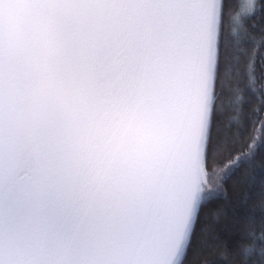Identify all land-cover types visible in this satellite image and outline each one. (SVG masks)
Segmentation results:
<instances>
[{
	"label": "snow or ice",
	"instance_id": "snow-or-ice-1",
	"mask_svg": "<svg viewBox=\"0 0 264 264\" xmlns=\"http://www.w3.org/2000/svg\"><path fill=\"white\" fill-rule=\"evenodd\" d=\"M246 8L0 0V264H264V0Z\"/></svg>",
	"mask_w": 264,
	"mask_h": 264
},
{
	"label": "trees",
	"instance_id": "trees-1",
	"mask_svg": "<svg viewBox=\"0 0 264 264\" xmlns=\"http://www.w3.org/2000/svg\"><path fill=\"white\" fill-rule=\"evenodd\" d=\"M237 3H238V5H244L246 11H251V9L246 8L245 0H237ZM258 91L259 90L257 89V94H258ZM243 192H244L243 189H240V190L234 192L232 190L231 186H229L228 197L230 199H236L239 196H242ZM212 207L215 208V207H217V205H213ZM259 215H260V213L257 210L256 211L257 218H259ZM228 223H229V225H231L232 221H229ZM237 227H238V225H237ZM236 239H237L236 235H231V236H229L228 234L222 235V242L227 243L229 249H231L233 251L235 248ZM194 247L198 249V245L195 242H194ZM205 259L209 262V264H216V261H217L216 255H214L212 252H209L207 250H203L202 253L198 256L197 255H190V257H189L190 264H201L202 260H205ZM232 261H233V264H240L239 257L233 256Z\"/></svg>",
	"mask_w": 264,
	"mask_h": 264
},
{
	"label": "rangeland",
	"instance_id": "rangeland-1",
	"mask_svg": "<svg viewBox=\"0 0 264 264\" xmlns=\"http://www.w3.org/2000/svg\"><path fill=\"white\" fill-rule=\"evenodd\" d=\"M245 3H246L245 5L247 6V4L249 3V0H245Z\"/></svg>",
	"mask_w": 264,
	"mask_h": 264
}]
</instances>
